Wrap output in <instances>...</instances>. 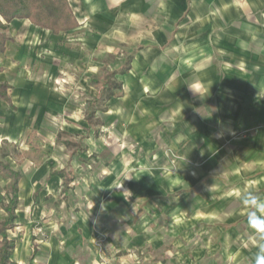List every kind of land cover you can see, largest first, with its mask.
Here are the masks:
<instances>
[{"label":"crops","instance_id":"crops-1","mask_svg":"<svg viewBox=\"0 0 264 264\" xmlns=\"http://www.w3.org/2000/svg\"><path fill=\"white\" fill-rule=\"evenodd\" d=\"M69 2L77 27L54 34L16 18L8 28L12 39L0 52V83L10 84L11 96V103L0 97V156L22 173L19 196L29 201V220L15 227L25 229V236L15 240L13 264H172L177 255L173 264H182V257L186 264L191 255L196 261L190 258V264H230V258L233 264H254L264 240L249 228L250 209L241 197L254 192L264 198V0ZM232 47L244 50V57L232 61L252 62V72L214 69V48L225 57ZM250 48L252 59L246 55ZM108 56L113 60L106 66ZM106 70L118 72L121 89L89 119L97 76ZM230 77L244 79L236 101L229 98V83H220ZM32 131L40 147L27 143ZM227 139L239 149L238 193L218 188L223 192L215 195L207 184L204 199L180 196L199 185L198 174L218 173L228 156L222 149L213 165L210 160L215 144ZM164 147L184 149L180 157L196 163L204 160L200 167L168 171ZM65 167L74 176L66 192L63 178L50 175ZM221 172L229 178V171ZM188 178L195 180L192 188L183 186ZM6 183L0 177V185ZM120 187L135 191V201L123 198ZM171 191L176 193H163ZM103 192L110 196L97 198ZM167 196L174 198L168 213L178 218L184 209L190 213L186 222L202 227L184 234L179 226L174 240L162 246L164 232H150L144 221L157 208L167 212ZM55 201L63 208L60 221L54 220ZM131 203L145 212L141 224H135ZM98 209L109 217L107 228L101 220L97 224ZM104 229L106 236L123 239L115 250L102 251L106 258L97 247ZM215 251L220 258L214 259Z\"/></svg>","mask_w":264,"mask_h":264},{"label":"rangeland","instance_id":"rangeland-1","mask_svg":"<svg viewBox=\"0 0 264 264\" xmlns=\"http://www.w3.org/2000/svg\"><path fill=\"white\" fill-rule=\"evenodd\" d=\"M218 48H214V53L216 55V64L214 65L215 68L214 69H217V70H245L246 72H252L254 70V67H253V63L250 62V63H243V64H238V62L236 61H232V58L234 57H237L238 55H240L241 57V54L243 55L244 57V53L241 48H236V47H232V48H227L229 51L227 52V56L225 55V57H222L220 54H218L216 51H217ZM219 49H222V48H219ZM252 48H250V51L248 50V52L246 53H249V54H246L248 56V58L252 59L254 56H252ZM225 54V52H224ZM120 55V53H119ZM108 56L106 59H105V63H106V66L108 64L109 61H112L113 60V57H110ZM239 57V56H238ZM124 66V64H123ZM107 68V67H106ZM119 71L122 70L121 68L118 69ZM264 70V68L262 69ZM110 71L106 70L105 73L103 74L102 71H100V73L98 74L97 76V87H100L101 83L103 82V80L107 77V74H109ZM221 81H224L226 84L227 82L229 83L230 85V92H231V95L229 96L230 100H237V89L238 87L241 88L244 84V79L243 78H236V77H230L228 80L227 79H221L220 80V83ZM247 82L249 81H254L253 79L250 80V79H247L246 80ZM261 83H262V86H264V78H262L261 80ZM114 82H120L118 79L114 78ZM115 84V83H114ZM242 85V86H241ZM246 86H249V84L247 83ZM237 90V91H236ZM240 92V90H239ZM240 95V94H239ZM264 96V94H263ZM231 107H232V104H231ZM199 113H204V108L203 107H199ZM233 111L230 112V114H232ZM248 114V113H247ZM231 120L234 119L235 117H230ZM263 121H264V117H263ZM264 123V122H263ZM243 134V131H241L238 135H242ZM232 140V138H230ZM199 147H202V144H199ZM215 147L214 148V158L210 160L211 162V165H213L212 163H214L216 160V155H221L224 151L225 155H227L228 157L226 158V160H224V164H223V160H221L222 164H221V167L218 168V173L216 174H213L212 176H208L207 178L206 177H203V173H200L198 174L199 175V178L198 179L199 181V185L194 188V189H190V191L188 190V194L189 195H180V196H188L187 198L190 199L191 198V195H194L196 197H202L203 199L205 198V191H206V185H213L214 186V192H215V195L216 194H221L223 191H218L217 189H226V194L228 193H238V188L240 187V184L242 182V176L238 174V171L235 172L240 163L238 162V155H239V152H238V148H237V144L234 143L233 141H230L229 139L225 140L223 143H217L215 144ZM132 148V146H131ZM136 149V148H135ZM140 150V148H139ZM184 150V149H183ZM183 150H171L169 147H164V152L166 154V159H165V168L170 171V170H175L176 168L178 167H187V164H191V165H198L199 167L201 166V162L204 160H202L201 158H198V162L196 163V161L194 159H189V158H181L180 157V153H182L183 155ZM246 155L247 152H242L241 155ZM248 155V153H247ZM243 162H244V159L242 158ZM141 162V161H140ZM250 163V162H249ZM248 165V164H247ZM143 162L140 163V165L138 166H134L136 167V169H141L143 168ZM251 166H252V162H251ZM204 170V169H203ZM202 169L200 170L201 172L203 171ZM221 171H229V178L225 177L226 175L222 174ZM235 172V173H234ZM202 174V175H201ZM131 175L128 176V178H130ZM203 177V178H202ZM202 180V181H200ZM189 181V183H188ZM195 180L194 179H190L188 178V180L185 179V181L183 182V186L184 188H192L193 184H194ZM120 186V185H118ZM118 186H115V187H118ZM221 186V187H220ZM223 186V187H222ZM114 187V188H115ZM119 188V187H118ZM4 189L3 185H0V191H2ZM121 191L122 193L124 194V197L126 200H128V202H134L135 199L137 198L136 196V192L130 190V189H124L123 187L121 188ZM111 193V192H110ZM155 193H158V192H155ZM164 194H167V193H176L175 191H171V192H163ZM109 195L108 192H103L101 193L100 195L97 194V198H102V197H107ZM110 196V195H109ZM111 198H114V197H111ZM58 200H60V193H59V196L57 198ZM166 199L168 200L169 202V205L166 207V211H163V210H158L159 208H157L156 210H153L151 211L150 213V217L151 219L149 220H145L144 221V227L148 226L150 227V232L152 233H155L156 231H158V229L160 230L159 232H164L165 234V238L163 239V245L162 246H167L170 242H172V240H174L175 236L178 234L177 230H178V227L179 226H182V230L184 232V234L186 233V230L188 232L191 231V229L195 230L198 228H201L202 227V224L199 223V224H192L191 223H187L186 220L188 218L187 215H189L190 213L187 212L186 210L183 209V212L181 214V216H179L178 218H174L173 216V202H174V198H169V196L166 197ZM28 199L24 196V199H23V196H22V199H20V203H19V207L17 209V213H18V219H17V222H22V221H28L29 220V208L26 206L28 205V202L27 201ZM53 204H55V209H54V215H55V221L57 220H61V208L60 205L61 203L59 204L58 201H55ZM63 209V208H62ZM104 211L106 210V208H103ZM129 209L130 211L132 212V214L134 216H136L135 218V224H141L140 223V220H141V217L144 216L145 212L143 209H138L137 206H134V204L132 205L131 203V206H129ZM99 210V209H98ZM168 211L172 212V213H168ZM130 212V213H131ZM103 211L99 210L98 211V214H97V224H98V221H103L104 226L105 228H107L106 226H109V223L107 222L109 220V217L108 216H104L103 214ZM162 214V216H166V219H165V223L162 222L163 217H160V219L157 218L158 214ZM160 214V215H161ZM6 213L5 211L1 208L0 206V218H2L3 216H5ZM187 216V217H186ZM44 220V219H43ZM41 220V221H43ZM116 221H119L118 219H115ZM114 220V221H115ZM121 222V226H124L125 225V218H122L120 220ZM161 222L159 224V227H158V223ZM100 225V224H98ZM115 227H118V229H114L113 230V233L112 234H116V230H119V226H116L114 224ZM194 227V228H192ZM196 227V228H195ZM149 229V228H148ZM109 232V229L106 230L105 232V229L104 231H102L99 235H97V247L99 248V250L101 251V253L103 254V257L106 258V254H104V252L102 251H105L106 248H112V250H115V248H117V246L120 245V243L123 241L122 238H115L113 235L112 237H109V236H106V233ZM119 232V231H118ZM108 234H111V233H108ZM118 234V233H117ZM10 235L12 238H14L15 240L17 241H21V239L24 238L25 236V229H17V230H13L12 232L10 231ZM111 236V235H110ZM57 239H61V234L59 233L57 236ZM196 240V239H195ZM236 243L235 244H238L239 241H237V239H235ZM184 241V240H183ZM155 244V245H154ZM153 244V247H158V243H154ZM145 247V245H144ZM150 248V247H149ZM103 249V250H101ZM111 250V249H110ZM157 250V249H156ZM220 251V250H218ZM200 252V251H199ZM198 252V253H199ZM135 253L137 257H139L140 259H142V253L140 251H137L135 250ZM146 253V252H145ZM172 254H173V251H172ZM197 254V253H196ZM213 254V257L214 259H217V258H220V253L215 251ZM205 255V254H204ZM203 255V256H204ZM178 258L174 259L171 263H177L179 262V255H177ZM206 256V255H205ZM172 258H173V255H172ZM191 259H193L192 261L195 262L196 259L194 260L195 256L194 255H191L190 257ZM189 259H186V264H190L192 261ZM205 260V257L203 258ZM204 260H202V262H204ZM184 259L183 257L181 258V263L182 264H185L184 263ZM229 262L230 264H233V259L230 258V261H227ZM150 264H151V261H150ZM219 264H221V261H219Z\"/></svg>","mask_w":264,"mask_h":264},{"label":"trees","instance_id":"trees-1","mask_svg":"<svg viewBox=\"0 0 264 264\" xmlns=\"http://www.w3.org/2000/svg\"><path fill=\"white\" fill-rule=\"evenodd\" d=\"M16 18L29 19L33 24L49 29L54 34L69 31L78 26V20L69 0H0V52L6 50L8 41L12 39L8 33V28L9 23ZM131 58L132 56H129L128 63ZM116 73L118 72L114 71L107 74L98 88L97 96L90 100L89 119L94 115L96 108L105 109V102L116 96L121 89V83L114 82ZM9 88V83H0V97L11 103ZM27 143L35 148L41 146V142L34 131L29 134ZM76 149L82 150L83 148L77 146ZM50 175H58L63 178L65 192L68 183L74 178L72 173H68L66 167L61 170H51ZM22 176L19 170L13 168L0 156V177L7 182L4 190L0 192V206L6 213V216L0 219V264H13L12 257L16 248V241L11 237L10 231L18 225L17 209L20 203L19 193ZM34 197L36 202L37 192ZM36 251V245H34L32 256L36 254Z\"/></svg>","mask_w":264,"mask_h":264},{"label":"clouds","instance_id":"clouds-1","mask_svg":"<svg viewBox=\"0 0 264 264\" xmlns=\"http://www.w3.org/2000/svg\"><path fill=\"white\" fill-rule=\"evenodd\" d=\"M203 115V114H202ZM242 203L245 207L249 208L248 213V226L258 236L264 240V198L258 196L254 192L245 193L242 197ZM255 201V204L252 202ZM255 215L256 220L253 221V216ZM254 264H264V243H261L254 255Z\"/></svg>","mask_w":264,"mask_h":264}]
</instances>
